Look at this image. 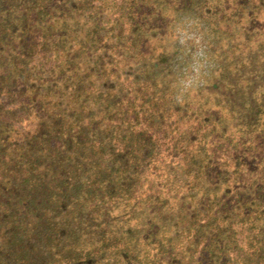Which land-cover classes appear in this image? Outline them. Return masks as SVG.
Here are the masks:
<instances>
[{
  "label": "trees",
  "instance_id": "trees-1",
  "mask_svg": "<svg viewBox=\"0 0 264 264\" xmlns=\"http://www.w3.org/2000/svg\"><path fill=\"white\" fill-rule=\"evenodd\" d=\"M0 264H264V0H0Z\"/></svg>",
  "mask_w": 264,
  "mask_h": 264
},
{
  "label": "clouds",
  "instance_id": "clouds-1",
  "mask_svg": "<svg viewBox=\"0 0 264 264\" xmlns=\"http://www.w3.org/2000/svg\"><path fill=\"white\" fill-rule=\"evenodd\" d=\"M188 23L193 25L195 23V21L190 20V21H188ZM180 35H181V43L185 42V38H191V39L196 40L197 43L199 44V39L194 34L189 35L187 32L181 31ZM198 50L202 53V55L200 56V59L198 61L196 78L188 79L184 82L185 93L192 91L194 88H196L198 86V84L202 83L203 75L200 73L199 69L203 68L205 63L208 65V69L210 68V58H209V55L207 52V48L201 46L200 49H198Z\"/></svg>",
  "mask_w": 264,
  "mask_h": 264
}]
</instances>
